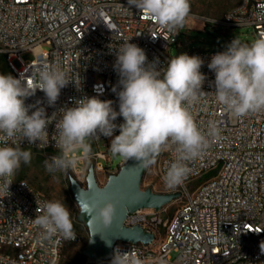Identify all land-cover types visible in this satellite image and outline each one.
I'll list each match as a JSON object with an SVG mask.
<instances>
[{"label": "built area", "instance_id": "2783aa9c", "mask_svg": "<svg viewBox=\"0 0 264 264\" xmlns=\"http://www.w3.org/2000/svg\"><path fill=\"white\" fill-rule=\"evenodd\" d=\"M214 25L223 29L252 28L257 36L264 35V0H242ZM180 30L161 28L130 6L128 0H0V56L5 58L6 72L38 81L39 71L59 68L70 80L80 81V90L74 82L62 89L54 107L47 105L39 90L25 101L34 104L42 100L40 106L47 115H56L48 125L44 142L29 145L25 140L21 147L46 153V160L58 155L54 134L55 123L61 117L59 111L75 106L84 97L112 100L119 111L118 97L112 91L113 86L120 90L114 69L116 48L126 41L134 43L144 49L149 63L157 61L158 69H163L170 59L167 51L176 44ZM43 46L48 49L43 50ZM225 50L188 54L202 58L201 72L207 77L202 90L208 94L193 106L192 114L205 132L209 121H215L219 138H210L209 148L188 162L190 174L175 188L163 181L174 153L165 151L157 158V175L166 193L180 195L173 201L177 207L165 218L161 217L167 214L164 208L129 214L123 226H139L152 234L153 240L149 244L118 242L112 253L118 247L144 264H264L260 249L264 242V112L238 119L216 102L215 74L207 65L213 55ZM26 52L31 53V61L22 59ZM0 74H4L1 63ZM114 123H123V118L118 117ZM118 134L117 129L113 137ZM113 137L101 135L92 143L91 158L70 171L77 175L88 165L95 173L102 171L108 166ZM47 201L26 181L15 177L9 192L0 191V264H58L66 244L80 242L77 232L74 240L59 234L47 240L39 238L41 230L33 221ZM214 235L221 236L216 243ZM172 253L176 254L174 259ZM110 260L86 258L81 264H110Z\"/></svg>", "mask_w": 264, "mask_h": 264}, {"label": "clouds", "instance_id": "9594fccd", "mask_svg": "<svg viewBox=\"0 0 264 264\" xmlns=\"http://www.w3.org/2000/svg\"><path fill=\"white\" fill-rule=\"evenodd\" d=\"M142 15L156 22L161 28L174 32L183 28L191 12L190 0H128ZM178 34V33H176ZM157 61L148 62L141 47L129 41L116 48L114 69L119 77L120 90L113 86L118 97L119 111L112 100L96 96L84 97L75 106L61 108L60 119L55 123L54 141L58 155L44 161L49 173H67L88 161L92 143L100 136L113 137L109 151L113 157L125 161L134 160L141 169L154 165L165 151L174 153V158L163 176L169 188L181 186L191 169L188 162L199 158L210 146L211 139H218L220 129L215 121H209L207 132L196 123L192 108L208 93L203 91L207 79L201 72L204 61L196 55L182 53L170 58L167 66L158 69ZM207 67L214 72L215 100L234 118H243L250 113L264 112V35L252 40L236 36L226 50L211 57ZM39 80L0 74V191L9 192L21 163L29 164L30 149L21 147L44 142L48 137V125L53 123L56 112L48 116L42 100L34 104L25 101L39 90L44 93L47 105L54 107L61 90L75 83L80 90V81H72L59 68H44L39 71ZM35 109V110H33ZM123 118L117 125L114 121ZM211 138V139H210ZM39 143V144H40ZM77 205L91 213V218L111 227L117 203L111 200L93 199L83 203L77 195ZM34 225L41 231L40 239L61 235L74 240L76 234L69 208L59 200L45 202L38 209ZM100 235L107 247L112 242ZM223 234L221 233V236ZM221 236L213 237V243ZM264 253V242L260 244ZM110 264H144L137 256L113 250Z\"/></svg>", "mask_w": 264, "mask_h": 264}, {"label": "rangeland", "instance_id": "374dc122", "mask_svg": "<svg viewBox=\"0 0 264 264\" xmlns=\"http://www.w3.org/2000/svg\"><path fill=\"white\" fill-rule=\"evenodd\" d=\"M242 0H190L191 12L181 28L176 44L170 46L167 53L170 58L182 53L190 54L196 50L226 49L231 41L239 36L243 40H252L257 37L252 28L223 29L218 28L214 23L226 12L237 7ZM48 49L43 46V50ZM24 61L33 59L30 52L22 55ZM119 135V134H118ZM101 144V143H100ZM104 151L103 148H101ZM31 163H21L20 169L16 172L15 178L26 181L35 191L43 195L48 201L59 200L64 203L71 212V219L74 231L81 235L79 243H68L62 251L58 264H75L81 257L82 250L88 243L86 228L77 221L79 208L73 200L69 191V178H74L83 188L86 187L85 177L87 169L80 174L74 175L71 171L65 173H49L45 169L44 161L46 153L31 150ZM110 161V162H109ZM108 166L102 171L95 173L96 182L103 187L110 175L116 174L120 167L125 164L122 158L113 157L110 154ZM158 163L148 167L142 180V189H151L156 194H165L167 188L160 182L157 175ZM177 207L176 202L164 206L167 210L161 217L171 216ZM175 253L171 254L174 259Z\"/></svg>", "mask_w": 264, "mask_h": 264}, {"label": "water", "instance_id": "95a60500", "mask_svg": "<svg viewBox=\"0 0 264 264\" xmlns=\"http://www.w3.org/2000/svg\"><path fill=\"white\" fill-rule=\"evenodd\" d=\"M147 169V168H146ZM146 169H141L134 160L126 161L116 174L110 175L103 187H99L94 167L87 169L85 177L86 187L83 188L74 178H69V191L77 205V195L83 203H90L93 199L111 200L117 203V214L110 228L91 218V213L79 208L77 221L87 230L88 243L82 250V255L96 262H102L111 258L112 248L118 243L149 244L153 235L143 232L139 226L127 228L123 226L129 214L138 210L160 211L164 206L179 198V193L156 194L151 189H142V180ZM97 233L103 234L112 242V247H107L100 235L94 237L95 242L90 243Z\"/></svg>", "mask_w": 264, "mask_h": 264}, {"label": "trees", "instance_id": "16d2710c", "mask_svg": "<svg viewBox=\"0 0 264 264\" xmlns=\"http://www.w3.org/2000/svg\"><path fill=\"white\" fill-rule=\"evenodd\" d=\"M0 63L2 65V70L4 72V74H8L5 70V65H6V62H5V58L3 56H0ZM85 257L84 256H81L76 262L75 264H81L85 261Z\"/></svg>", "mask_w": 264, "mask_h": 264}, {"label": "bare ground", "instance_id": "6f19581e", "mask_svg": "<svg viewBox=\"0 0 264 264\" xmlns=\"http://www.w3.org/2000/svg\"><path fill=\"white\" fill-rule=\"evenodd\" d=\"M38 51L37 49L35 50V52Z\"/></svg>", "mask_w": 264, "mask_h": 264}]
</instances>
